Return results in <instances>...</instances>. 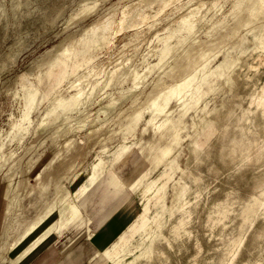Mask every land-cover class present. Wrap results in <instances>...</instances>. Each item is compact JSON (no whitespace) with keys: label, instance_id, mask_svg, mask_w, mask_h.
<instances>
[{"label":"rangeland","instance_id":"1","mask_svg":"<svg viewBox=\"0 0 264 264\" xmlns=\"http://www.w3.org/2000/svg\"><path fill=\"white\" fill-rule=\"evenodd\" d=\"M252 1L0 0V264H28L62 227L52 244L67 243L73 201L85 199L87 235L112 174L127 222L102 248L111 258L86 264H264V8L250 14ZM96 157L99 186L76 197Z\"/></svg>","mask_w":264,"mask_h":264},{"label":"crops","instance_id":"2","mask_svg":"<svg viewBox=\"0 0 264 264\" xmlns=\"http://www.w3.org/2000/svg\"><path fill=\"white\" fill-rule=\"evenodd\" d=\"M102 172L88 185L84 192L76 197H80L89 189L98 187ZM123 185V182L112 174L108 182L101 185V203L103 204L106 201H109V203L104 210L102 209L99 214L93 216L91 221L85 222L93 223V228L87 227V235L84 236L82 233L81 224L77 227L79 230L75 235L63 245L52 243L69 228L62 227L58 229L54 237L53 235L52 237H39L40 250L28 264H86L89 260L96 258L97 255L101 257L103 255L102 248L116 236L127 222V213L124 210H117L125 200L121 193ZM79 201L74 202L83 217L81 206L84 205L85 199Z\"/></svg>","mask_w":264,"mask_h":264},{"label":"bare ground","instance_id":"3","mask_svg":"<svg viewBox=\"0 0 264 264\" xmlns=\"http://www.w3.org/2000/svg\"><path fill=\"white\" fill-rule=\"evenodd\" d=\"M256 8L257 9H263L264 8V3H261L260 1H257V0H253L252 1V3H251V6H250V9H249V13L250 14H254L255 13V11H256ZM33 99V93H31V92H27L26 94H25V100H26V102H29V101H31ZM63 101V99H59L58 100V102L60 103V102H62ZM162 111H163V108L162 107H159V106H157V112L154 114V116L149 120L150 122L152 121V119L155 117L156 118V116L157 115H159V114H161L162 113ZM154 118V119H155ZM141 119V113L139 112V113H136L131 119H130V122H129V124H136L139 120ZM153 119V120H154ZM152 122H154V121H152ZM158 122H160V121H158ZM157 122V123H158ZM156 123V124H157ZM128 124V125H129ZM164 123L163 122H160L158 125H157V128L159 129L162 125H163ZM134 125H133V127H134ZM129 146H130V144H128L127 142L120 148V150H118V152L116 153V155L111 159V160H113V159H117V158H119L120 157V155H122L128 148H129ZM169 146L165 149V153L166 152H168L169 151ZM142 151V150H141ZM141 153V152H140ZM105 160L103 159V158H101V157H96V159L94 160V166H93V171H92V173H91V177H90V181H89V183L88 184H85V185H83V186H81V188H80V190L78 191V194H80V193H82V192H84L85 190H86V188L88 187V185L90 184V183H92L100 174H101V172L103 171V169H104V165H105ZM139 164V163H138ZM138 164H137V166H138ZM165 184H166V182L163 184L164 186H165ZM131 187V184L129 183V185H128V188H130ZM186 185L183 183V184H181V185H179V187L177 188L176 186H174V192H175V196H176V199H177V201L181 198V196L184 194V192H185V190H186ZM264 193V192H263ZM77 194V195H78ZM125 201V200H124ZM123 201V202H124ZM123 204V203H122ZM132 204V203H131ZM130 206V205H129ZM132 206V205H131ZM182 209V210H184L183 209V206H182V204L181 203H179V201H178V204H174L173 205V207H172V209ZM70 209H71V213H72V217H73V226H75V227H79V225H81L82 224V222H83V217H82V215H81V213H80V211H79V209H78V207H77V205H76V203L73 201L71 204H70ZM125 211V210H124ZM145 219H143V225H145V224H147V223H145V221H144ZM182 220L183 219H181L178 223H175L174 224V229H177L178 227H179V224L180 223H182ZM159 225H161V223H159ZM35 226H32V227H30L27 231H25L23 234L24 235H26V234H30L31 232H32V229L34 228ZM153 235H155V233H153V234H150L149 235V237H151V236H153ZM121 240H123V238L121 239ZM151 242H152V240L151 239H149V242H142V243H140L137 247H138V249H139V252L136 254V256H135V258L136 257H138V256H140V255H143V254H145V253H148L149 252V250H150V245H151ZM37 248H38V244L37 243H31L25 250H24V254L25 255H27L29 252H31L32 251V253H33V251L35 252V251H37ZM111 254H113V252H109V251H105V253H104V255H103V257H105L107 260H109L110 258H111ZM131 261H133V260H131ZM109 264H123V263H121V261H120V259H118V260H113L112 262H110Z\"/></svg>","mask_w":264,"mask_h":264},{"label":"snow or ice","instance_id":"4","mask_svg":"<svg viewBox=\"0 0 264 264\" xmlns=\"http://www.w3.org/2000/svg\"><path fill=\"white\" fill-rule=\"evenodd\" d=\"M261 3H264V0H260ZM262 21H264V16H262Z\"/></svg>","mask_w":264,"mask_h":264}]
</instances>
